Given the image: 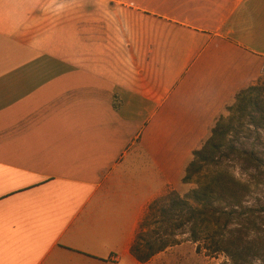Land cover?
I'll return each instance as SVG.
<instances>
[{
	"label": "crops",
	"instance_id": "obj_1",
	"mask_svg": "<svg viewBox=\"0 0 264 264\" xmlns=\"http://www.w3.org/2000/svg\"><path fill=\"white\" fill-rule=\"evenodd\" d=\"M263 68L264 0H0V264H155L176 152Z\"/></svg>",
	"mask_w": 264,
	"mask_h": 264
},
{
	"label": "trees",
	"instance_id": "obj_2",
	"mask_svg": "<svg viewBox=\"0 0 264 264\" xmlns=\"http://www.w3.org/2000/svg\"><path fill=\"white\" fill-rule=\"evenodd\" d=\"M263 89L264 84L239 91L236 103L228 108L229 118L220 117L206 141L193 151L182 182L190 183L204 167L211 166L214 169L208 181L183 196L172 190L150 204L131 247L139 262L146 263L177 245L175 232L183 227L197 244L202 234L207 233L206 249L224 254L232 264L264 262V209L247 205L249 183L236 179L226 170L216 169L230 150L235 149L240 134L252 129L264 130ZM149 218L159 224L151 235H147L148 229L144 230ZM159 233L162 236L157 239Z\"/></svg>",
	"mask_w": 264,
	"mask_h": 264
},
{
	"label": "rangeland",
	"instance_id": "obj_3",
	"mask_svg": "<svg viewBox=\"0 0 264 264\" xmlns=\"http://www.w3.org/2000/svg\"><path fill=\"white\" fill-rule=\"evenodd\" d=\"M262 84H264V72L258 82L251 86ZM262 95H264V89ZM235 103L236 97L231 104L225 107L219 118L223 117L224 119H228L231 115L228 108L232 107ZM209 135L200 137V141L194 144L192 151L176 152V160H178L179 165L177 167L176 178L172 180L173 183L170 186L181 196L188 194L191 190L206 183L214 169L211 166H206L190 183L184 184L182 182L185 169L193 159V151L200 148ZM161 139L163 143L165 141L164 137ZM216 169L226 170L236 179L249 183L251 193L247 199V205H253L260 210L264 209V130L252 129L240 134L235 144V149L230 150L229 154L221 160L220 165ZM147 224L144 228L146 231L148 229L147 235H151L159 226V224H154L153 218H149ZM187 231V228L183 227L175 232L177 234L176 239L178 240V244L167 248L163 253L159 254L155 264H232L230 259L224 254L210 253L206 249L205 245L207 241L204 237L207 233L202 234L200 243L197 244L190 240ZM161 236L162 233H159L157 239ZM148 239L152 240L150 238ZM198 245L199 248H197ZM251 264H264V262L257 260Z\"/></svg>",
	"mask_w": 264,
	"mask_h": 264
},
{
	"label": "built area",
	"instance_id": "obj_4",
	"mask_svg": "<svg viewBox=\"0 0 264 264\" xmlns=\"http://www.w3.org/2000/svg\"><path fill=\"white\" fill-rule=\"evenodd\" d=\"M263 72H264V68H263Z\"/></svg>",
	"mask_w": 264,
	"mask_h": 264
}]
</instances>
